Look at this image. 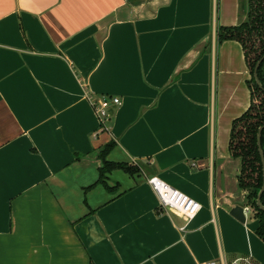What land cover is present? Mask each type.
Masks as SVG:
<instances>
[{"label": "crops", "instance_id": "crops-1", "mask_svg": "<svg viewBox=\"0 0 264 264\" xmlns=\"http://www.w3.org/2000/svg\"><path fill=\"white\" fill-rule=\"evenodd\" d=\"M242 0H0V264H264L231 155ZM88 96L119 98L105 127ZM106 161L122 169L101 177ZM158 177L200 203L163 210Z\"/></svg>", "mask_w": 264, "mask_h": 264}, {"label": "trees", "instance_id": "trees-1", "mask_svg": "<svg viewBox=\"0 0 264 264\" xmlns=\"http://www.w3.org/2000/svg\"><path fill=\"white\" fill-rule=\"evenodd\" d=\"M244 4L245 20L235 27H221L218 31L219 42H239L244 51L245 60L251 73L248 85L251 89L252 102L245 114L233 121L229 149L234 158L242 160L239 184L247 192L248 206L252 208L254 217L259 221L257 233L264 241V211L256 205V199L263 186V164L258 147V134L264 127V60L258 69V78L262 88L256 82L254 71L257 63L264 56V0H242ZM261 145L264 153V129L261 134ZM109 144L101 156L104 166L101 168V177L105 172L122 169L128 173L135 172L123 164H114L106 161L112 151ZM264 205V193L262 195Z\"/></svg>", "mask_w": 264, "mask_h": 264}, {"label": "built area", "instance_id": "built-area-1", "mask_svg": "<svg viewBox=\"0 0 264 264\" xmlns=\"http://www.w3.org/2000/svg\"><path fill=\"white\" fill-rule=\"evenodd\" d=\"M89 102L95 110V113L100 121V126L106 125L110 121L111 114L109 113L110 104L119 106L121 104L120 99L115 97L112 99L102 98L101 100H95L88 96ZM149 185L154 190L159 200V206L163 210H173L179 213L186 220H191L200 211V203L181 191L173 188L169 184L165 183L158 177H152L148 179ZM244 213L254 214L251 207H244ZM205 264H253L250 258H242L233 261L232 263L225 260L210 261Z\"/></svg>", "mask_w": 264, "mask_h": 264}, {"label": "water", "instance_id": "water-1", "mask_svg": "<svg viewBox=\"0 0 264 264\" xmlns=\"http://www.w3.org/2000/svg\"><path fill=\"white\" fill-rule=\"evenodd\" d=\"M263 60H264V56L257 63L255 71H254V77L256 79V82L259 85V87H261V88H262V85H261V82H260V80L258 78V69H259L261 63L263 62ZM263 129H264V127H261L260 130H259V134H258V147H259V153H260V156H261V159H262V164H263V186H262L261 190L258 193V196H257V199H256V205H257V207L259 209L264 211V205L262 204V195L264 193V153H263L262 145H261V134H262ZM232 215L234 217H236L239 221L243 222V223L246 221V215L244 213V207H242V206L235 207L232 210Z\"/></svg>", "mask_w": 264, "mask_h": 264}, {"label": "rangeland", "instance_id": "rangeland-1", "mask_svg": "<svg viewBox=\"0 0 264 264\" xmlns=\"http://www.w3.org/2000/svg\"><path fill=\"white\" fill-rule=\"evenodd\" d=\"M242 7H243V10H244V4H243V1H242ZM245 11V10H244ZM243 11V12H244ZM248 194V193H247ZM247 194H246V196H247ZM246 203H248V200L246 199ZM254 213V212H253Z\"/></svg>", "mask_w": 264, "mask_h": 264}]
</instances>
